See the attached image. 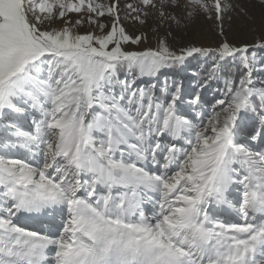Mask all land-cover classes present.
<instances>
[{"label":"snow or ice","instance_id":"6c2138e0","mask_svg":"<svg viewBox=\"0 0 264 264\" xmlns=\"http://www.w3.org/2000/svg\"><path fill=\"white\" fill-rule=\"evenodd\" d=\"M235 8L0 0V264H264V30L136 50L126 27ZM196 57L195 85L137 84Z\"/></svg>","mask_w":264,"mask_h":264},{"label":"rangeland","instance_id":"374dc122","mask_svg":"<svg viewBox=\"0 0 264 264\" xmlns=\"http://www.w3.org/2000/svg\"><path fill=\"white\" fill-rule=\"evenodd\" d=\"M128 2H131V0H120V3H123L121 5ZM225 2L233 3L236 8L232 12L225 13L223 21H217L215 16L212 19H208L205 14L200 13L192 20L181 21L180 24L172 20L160 23L157 14L152 12L146 24L140 25L127 22L126 26L130 33L139 31L147 33L148 40L141 44L144 47H155L157 37L166 34L170 45L174 48L193 44L196 46H215L224 38L219 34V25L221 23L228 40L234 43H252L264 30V3L261 0H225ZM241 7L247 9V15L241 13ZM176 14L177 16L183 15V9H177ZM229 16H231V19H229ZM86 29L87 26L82 28L81 31ZM255 54L257 59L264 57V52L258 51ZM208 67H210V64L204 58H190L182 68L164 69L154 79L150 77L139 78L137 84L150 85L155 83L157 89H160L164 86L165 78H167L169 88L174 80L183 81L185 85H195L198 80L203 78ZM261 67L264 66L257 65V77L264 79V72L260 71ZM221 88H223L222 82H211L208 90L209 98H211L213 91Z\"/></svg>","mask_w":264,"mask_h":264},{"label":"bare ground","instance_id":"6f19581e","mask_svg":"<svg viewBox=\"0 0 264 264\" xmlns=\"http://www.w3.org/2000/svg\"><path fill=\"white\" fill-rule=\"evenodd\" d=\"M123 4V3H121ZM127 27V26H126ZM131 31V30H130ZM132 48H135L136 50H142L143 48H145L144 46L140 45L139 47H133V46H130Z\"/></svg>","mask_w":264,"mask_h":264}]
</instances>
